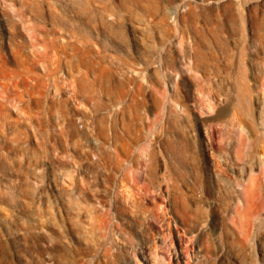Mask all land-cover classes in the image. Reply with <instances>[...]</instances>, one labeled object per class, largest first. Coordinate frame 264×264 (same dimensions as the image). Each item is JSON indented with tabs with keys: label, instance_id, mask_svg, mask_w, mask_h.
<instances>
[{
	"label": "rangeland",
	"instance_id": "374dc122",
	"mask_svg": "<svg viewBox=\"0 0 264 264\" xmlns=\"http://www.w3.org/2000/svg\"><path fill=\"white\" fill-rule=\"evenodd\" d=\"M0 53L62 84L0 115V264H264V0H0Z\"/></svg>",
	"mask_w": 264,
	"mask_h": 264
},
{
	"label": "bare ground",
	"instance_id": "6f19581e",
	"mask_svg": "<svg viewBox=\"0 0 264 264\" xmlns=\"http://www.w3.org/2000/svg\"><path fill=\"white\" fill-rule=\"evenodd\" d=\"M83 6V5H82ZM38 8L35 3L34 5L31 6V9L34 11V9ZM42 7V5L40 6ZM85 7V6H84ZM6 10V9H5ZM19 11V10H18ZM7 12V11H5ZM17 12V11H16ZM2 17L4 19L5 24L7 25L8 24V20L5 16V14L2 12ZM20 19H21V16H20ZM24 19V17L22 18ZM23 21V20H22ZM11 23V22H10ZM15 23V22H14ZM16 25V24H14ZM9 26V25H8ZM11 28H7L8 30H10L7 34V43H11L13 42V39L15 37H17V35L20 33V31L16 28H13V25L11 26ZM31 36H33L31 34ZM6 39V38H5ZM15 41V40H14ZM32 42V41H31ZM20 45V44H19ZM34 45V44H32ZM23 46V45H22ZM37 47V46H35ZM47 47V46H46ZM39 50V49H38ZM44 50V49H43ZM18 51V49L16 50ZM20 51V50H19ZM18 51V52H19ZM34 51V50H33ZM42 50L40 49V54L38 53V51L35 53L34 52V55L31 57L30 61L31 64H35L36 61H38L39 57L40 56H45L47 54V52H41ZM14 53L12 54V56L14 58L18 57L16 56V54L18 53H15V51H13ZM21 52V51H20ZM19 52V54H20ZM40 56H38V54ZM4 56V55H3ZM20 56H22L20 54ZM0 57L1 59L3 58L2 57V54L0 53ZM19 58V57H18ZM16 58V61L17 59ZM22 58H24V56H22ZM21 58V59H22ZM41 58V57H40ZM0 59V61H1ZM15 60V59H14ZM20 60V59H19ZM22 61H26L22 59ZM21 62V61H20ZM20 64V63H19ZM22 64V63H21ZM43 64H46V63H43ZM8 62H7V59H3V61L0 63V115L3 116L2 114V111L5 109H8V103L10 104H13V100L16 98V97H23L22 94L24 95V93L22 92H26L28 94L29 97H32V96H35V98H38L37 96V93L35 94L36 92V89L37 87L39 88V85H42V86H54L55 88H59L61 90V87H62V84H59L58 82V78L54 75L55 72H54V69L52 68L51 65H45L44 67H46L45 69L47 70V75L45 78H36L35 81H31L30 79H28L27 77H25L26 79H23V78H20V72H18L17 70L15 69H12L8 66ZM12 69V70H11ZM53 69V70H52ZM45 70V71H46ZM23 71V70H21ZM26 72V71H25ZM25 72H23L24 75ZM22 73V72H21ZM31 74V73H30ZM10 75H13L14 77H18V79H15V78H9ZM29 75V74H28ZM27 76V75H26ZM12 77V76H11ZM32 78L34 76H31ZM34 79V78H33ZM32 79V80H33ZM30 80V81H29ZM29 85V86H28ZM23 87V88H22ZM41 89V88H40ZM22 90V91H21ZM39 90V89H38ZM16 95V97H11V95ZM37 96V97H36ZM42 97V95H41ZM34 98V97H33ZM40 98V97H39ZM34 100V99H33ZM36 100V99H35ZM34 100V101H35ZM39 102L41 100L37 99ZM19 101V100H18ZM24 101V100H23ZM26 101V100H25ZM38 101H35V102H38ZM16 102V101H15ZM39 102L37 104H39ZM25 104V102H23ZM29 102H27L28 104ZM21 104V103H20ZM23 104V105H24ZM22 105V104H21ZM26 106V104H25ZM28 107V106H27ZM4 113V112H3ZM241 114V113H240ZM2 116L0 117V119L2 118ZM4 117V116H3ZM3 120V119H1ZM0 120V121H1ZM4 121V120H3ZM2 121V123H3ZM240 121V120H239ZM6 122V121H5ZM238 122V121H237ZM263 122V121H262ZM235 123V122H234ZM1 125V123H0ZM5 125V124H4ZM3 126V125H2ZM1 127V126H0ZM264 127V125H263ZM204 130H206L205 126L203 127ZM235 126L233 125V130H236L234 129ZM1 130V128H0ZM247 135V134H246ZM244 135V133L239 130L238 131V134H237V143L235 145V157H237V159H241L243 158L246 154L248 155H251L252 152H249L250 148H251V144L252 142H250V140H252L251 138H247V136ZM257 140H261L264 142V128L263 130L260 132V135L258 136V138H256ZM208 147H210L209 144H207ZM263 147V151H264V146ZM213 159H214V163L216 165V167H218L222 172H225V173H229L230 172V169L228 168V166L226 165L225 162H222L221 158H218V156L216 155H213ZM257 162H258V165H260V167H262V165H264V155L261 156L259 155L257 157ZM251 166V165H250ZM253 168L251 167L250 168V172L253 173ZM250 180V184H248L247 186L243 187V203L240 204V198L237 197L236 200L233 201V206L234 208H231L230 204H226V210H225V214H224V218L225 220H227L228 222L231 223V225H233L238 234L243 238V239H246V242H247V239L249 240V237H250V234L252 233L251 231V226L253 225V220L255 218L258 219V215H259V212H260V208L258 206V204H256V199H257V195H258V192L259 190H257V176H251V178L249 179ZM229 193V190L226 189V192L224 193L225 196L226 194ZM232 203V202H231ZM256 219V220H257ZM255 220V221H256ZM256 224V223H255ZM256 225L252 226V227H255ZM258 227V226H257ZM255 227V228H257ZM234 228V229H235ZM251 231V232H250ZM257 231V229L255 230ZM253 235V234H252ZM251 238V237H250ZM244 243V242H243Z\"/></svg>",
	"mask_w": 264,
	"mask_h": 264
}]
</instances>
